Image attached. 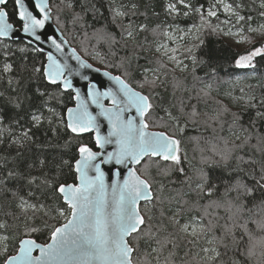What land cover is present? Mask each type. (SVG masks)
<instances>
[{
    "label": "snow or ice",
    "instance_id": "1",
    "mask_svg": "<svg viewBox=\"0 0 264 264\" xmlns=\"http://www.w3.org/2000/svg\"><path fill=\"white\" fill-rule=\"evenodd\" d=\"M179 3L184 4L185 0H179ZM0 5L4 6L0 7V38L15 35L14 25L10 20L18 17L23 33L38 42L43 36L51 42L57 52H64L63 45L67 43L66 40L58 42L55 36H49L42 31L38 34V30L45 29L51 19L48 0L34 2L14 0V11L11 16L5 10L7 0H0ZM185 6L192 7L190 4ZM167 7L170 12L177 11L175 4H168ZM231 7L225 5V10L231 11ZM194 11L200 12V9L196 8ZM116 15L123 16L125 13L117 12ZM184 15L188 16V13L185 12ZM261 15L264 16V12ZM208 16H216V12L210 10ZM239 19L243 20L244 17L241 16ZM201 21L204 22L203 15ZM139 27L141 30H147V25L142 24ZM260 28L264 29V25ZM248 31L257 32L260 29L249 28ZM94 35L98 43L108 44L109 48L117 43L115 34L109 32L106 27L96 29ZM127 35L132 37L133 32L128 31ZM245 41L251 42L248 37H241L237 43ZM159 50L158 48L157 51ZM35 51L44 53L45 50L38 47ZM187 51L192 52V48ZM262 55L264 46L236 53L235 67L256 69L254 58ZM70 58L77 62L78 67H72L67 62L68 58L62 63L49 51L46 56L47 63L41 67H34L33 71L39 73L40 78L49 86H53L60 96L69 90L75 93L74 96L69 95L70 100H75V106L65 105L67 120L65 122L63 116L60 120L65 131L72 134L69 143L75 141L77 156L73 157L72 163L61 160L58 166H67L70 171L74 169L73 182L61 181L56 176L51 180L46 178L43 181L46 192L42 195L51 193L53 201L48 206L29 204L22 196L19 197L18 207L22 211L32 210L33 216L30 219L33 223L25 221V235L16 242L14 254H11L12 250L9 247L14 237L0 235L2 264H160L159 254L165 251L168 256L164 264H175V250L179 248L178 241L181 237L169 233L161 239L157 235L161 229L158 228L155 232L152 230L151 213L156 202L161 201V197L154 195V184L150 178L153 173L164 177L171 175L173 171L184 173V168L179 167L182 159L186 158L182 151L183 134L189 123L195 125L199 122L201 113L194 105H186L183 101H180L178 115L173 114L175 105L164 108L163 105L154 104L153 99H161L160 94L155 91L158 77L153 76L149 79L147 69L135 86L127 78L104 71L103 75L115 82L117 87L101 90L96 82L81 72V69H91L92 65L83 60L74 48L71 50ZM168 59L174 60L175 56H168ZM192 60L195 63L196 57L193 56ZM101 62L103 63V57ZM122 66V63L115 65L117 69ZM10 67L6 66L5 70ZM95 71L101 70L96 68ZM211 71L214 73L215 69L212 68ZM128 75L125 73V77ZM74 76L87 82L84 85L87 99L81 88L74 86L72 79ZM206 87L210 89L211 84ZM36 91L41 97L48 95L51 99L57 98L53 93L40 92L39 88ZM201 92L205 96L209 94L203 89ZM105 99L110 100V105L106 106L103 103ZM255 100L254 95L249 96L246 108H255L256 104L253 103ZM11 103L16 108L21 107L14 100ZM89 103L95 105L99 111L93 114L89 110ZM260 105L264 108V97L261 98ZM186 108L190 110L185 111ZM133 110L135 115L131 114ZM159 111H163L164 116H160ZM223 111L228 112L229 109L225 107ZM232 116V125L239 126L240 131L247 135L242 139L230 125L229 137L217 136L215 127L212 128V138L217 142L207 149L210 154L202 156V162L208 170L202 169L199 173L195 189L197 200L192 202L190 207H186L189 201H183L182 206L177 207L175 213L168 218V224L163 226L164 231L174 228L177 232L184 233L183 239L191 237L188 240L190 244H195L202 236L212 234L213 239L207 243L215 246L202 248L201 251L205 254L211 253L207 255V259L213 262L221 257L220 246L227 251L230 246L238 250L241 246L247 245L248 257L255 255L258 245L264 248V235H258L264 234V162H259L257 171L255 169L257 161L251 157L245 160L244 156L234 154L253 139L256 140V144L253 145L255 150L264 153V132L254 131L256 120L249 121L248 127L245 128L242 113L234 112ZM256 117L259 121H264V111H257ZM211 119L219 122L220 113L217 112ZM3 120L4 116L0 115V122ZM32 120L38 125L41 117L33 115ZM181 120L184 121L183 126L180 124ZM102 121H107L106 134L101 132ZM167 121H171L172 125ZM204 123L207 124V120ZM173 125L174 132L169 133L167 128ZM153 128L165 130L156 131L152 130ZM85 135L90 137L89 142L82 141L81 138ZM24 138L30 139L27 132L24 133ZM192 139L199 142L200 138ZM110 145L115 147L108 151L107 147ZM40 164L43 166L45 161L41 160ZM245 165L253 166L252 170H247ZM216 167H222L228 172V180L222 181L220 185L213 183L212 172ZM8 177L27 180L29 185L36 180V177H25L20 172H9ZM215 179L219 180L220 177L217 176ZM221 186L223 192L220 191ZM160 188L162 190L163 185H160ZM5 191L13 197L18 195L12 189ZM205 198L209 202L201 205L199 201ZM193 210L196 215L189 216L187 222L181 223L178 217L183 216L185 211L191 213ZM219 210L225 213L223 217L219 215ZM37 213L41 215L37 216ZM161 215L163 216V212ZM221 219L224 223H220ZM250 224L254 225V228L249 227ZM7 229L6 222L0 223V230ZM41 236L46 237L43 243L38 242ZM141 242H144L151 251L142 253ZM153 243L156 247H152ZM34 252H38V255H33ZM152 253H157V256L153 257ZM235 264L240 262L236 261Z\"/></svg>",
    "mask_w": 264,
    "mask_h": 264
},
{
    "label": "trees",
    "instance_id": "2",
    "mask_svg": "<svg viewBox=\"0 0 264 264\" xmlns=\"http://www.w3.org/2000/svg\"><path fill=\"white\" fill-rule=\"evenodd\" d=\"M225 1L239 10L244 17V23L254 22L257 17H264L261 15L264 12V0ZM168 2L176 4L179 9L177 14L168 11L166 7ZM214 2L215 0H185V5L192 6L189 8L177 4V0H49V6L53 22L68 42L93 65L120 74L133 86L143 78L144 70L147 69L149 79L153 76L158 77L155 91L160 94L161 99H153L154 104L163 105L164 108L175 105L173 114L178 115L180 101H183L186 105H194L201 113L199 122L195 125L189 123L183 134L182 151L186 156L184 173L173 171L167 177L153 173L150 178L154 184V195L161 197V201L156 202L155 209L151 213L152 230L155 232L160 228L157 235L161 239L169 233L181 237L178 241L179 248L175 250V264H185L186 261L188 264H235L236 261L240 264H264V254H262L264 248L259 245L255 249V255L251 257L246 255L247 245L241 246L238 250L230 246L227 251L220 246L221 257L213 262L207 259V255L211 253L205 254L201 251L202 248L215 246L207 243L208 240L213 239L212 234L207 237L202 236L195 244H190L188 240L191 237L183 239L184 233L177 232L174 228L163 230V226L168 224V218L175 213L177 207L182 206L183 201H189L186 207H190L192 202L197 200L195 189L199 173L202 169L208 170L202 162V156L210 154L207 149L217 142L212 138L213 127L217 136L229 137L228 128L231 125L243 139L247 133H242L239 126L232 125V113L235 112L242 113L245 128L248 127L249 121L256 120L254 131L264 132V121H259L256 117L257 111H264L260 105V100L264 97V87H261L264 85V55L254 58L256 69H238L234 64L236 53L259 47L264 43V37L259 40L250 38L251 42L244 51L240 50L239 46L224 40L215 28L219 19L216 16H208V11L211 10ZM133 5L136 7L134 8ZM196 8H199L200 12L194 11ZM116 10L125 15H116ZM6 11L11 16L14 11L13 0H8ZM185 12L188 16L184 15ZM201 15L204 16V22L201 21ZM10 21L14 25H19L16 17ZM142 24L147 25V30L140 29L139 26ZM173 24L182 27L201 25L199 43L192 48V52L186 50L181 53L185 58L195 56L196 62L192 60L183 70L170 66L155 52L156 44L165 40L166 29ZM102 27H106L116 36L117 43L111 48L108 44L97 42L94 32ZM128 31L133 32L132 37H128ZM44 62V54L35 51L25 42L0 39V110H2L0 115L4 116L3 122H0V223L6 222L8 225L7 231L0 230V235L14 237L9 245L11 254L15 251L18 239L25 235V221L29 224L33 223L30 219L33 216L32 210L22 211L18 207L19 197L22 196L29 204L48 206L53 201L51 193L42 195L46 192L43 184L46 178L51 180L56 176L61 181L73 182V170L70 171L67 166L58 167L61 160L72 163L73 157L77 156L75 141L69 143L72 134L65 131L60 120L61 116L64 118L65 105L73 104L69 99L72 93L68 91L60 96L53 86H49L40 78L39 73H34L33 68L41 67ZM121 63L123 66L117 69L115 65ZM9 65L11 67L6 71L5 68ZM212 68L215 69L214 73L211 71ZM125 73L129 75L125 77ZM241 76L249 77V81L236 82V78ZM209 84H211L210 89L206 87ZM37 88L40 92L53 93L57 98L51 99L48 95L41 97L36 91ZM202 89L209 94L203 95ZM252 95L256 97L253 101L256 107L246 108L248 97ZM13 100L21 107L16 108L11 103ZM225 107L229 109L228 112L223 111ZM189 110L185 109V111ZM217 112L220 113L219 122L211 119ZM158 114L164 116L163 111H159ZM33 115L41 117L38 125L32 120ZM155 115L156 113L153 114ZM205 120L207 124L204 123ZM167 123L172 125L171 121ZM180 124L183 126L184 121L181 120ZM174 128V125L170 126L167 131L173 133ZM25 132L30 139L24 138ZM192 137L200 138L199 142ZM81 139L83 142L90 141L88 135ZM240 142L235 141V143ZM255 144L256 140L253 139L234 154L244 156L245 160L251 157L252 160L257 161L255 169L258 171L259 162H264V153L257 152L253 147ZM201 149L205 151L202 152ZM41 160L45 161L43 166L40 164ZM245 167L251 171L253 166L245 165ZM9 172H20L25 177H36V180L29 185L27 180L9 178ZM212 175L214 184L220 185L222 181L228 180V172L222 167L214 168ZM217 176L220 177L219 180L215 179ZM160 185H163L162 190ZM5 189H12L18 195L13 197ZM223 190L221 186L220 191ZM208 202L207 198L199 201L201 205ZM39 215L41 214L37 213V216ZM195 215V210L191 213L185 211L183 216L178 218L184 223L189 216ZM219 215L221 217L225 215L223 210H219ZM220 223H224V220L221 219ZM249 227L254 228V225L250 224ZM258 235L264 234L258 233ZM45 239V236H41L38 242L43 243ZM152 247L156 245L153 243ZM140 248L142 253L151 251L144 242H141ZM152 255L155 257L157 253ZM167 256V251L159 254L160 264H164ZM2 260L3 257H0V264Z\"/></svg>",
    "mask_w": 264,
    "mask_h": 264
},
{
    "label": "rangeland",
    "instance_id": "3",
    "mask_svg": "<svg viewBox=\"0 0 264 264\" xmlns=\"http://www.w3.org/2000/svg\"><path fill=\"white\" fill-rule=\"evenodd\" d=\"M168 4L175 3L168 2L166 7L168 6ZM177 4H180L179 0H177ZM185 4L186 3L182 5ZM225 5L231 4H229L225 0H215L214 4H212L211 6V10L216 12V17L219 19L215 24V28L224 40L239 46L240 50L244 51L248 48L250 43L248 41L237 43V41H240L241 37H248L249 39L251 38L253 40L263 39L264 29H261L260 26L264 25V17H257L254 22L247 21L244 23L243 20L239 19V17H243V15L239 12L238 9L235 8L234 5H231V11H226ZM168 11L170 10L168 9ZM178 12L179 9L177 7V11L172 13L177 14ZM245 25L246 29H244ZM197 28H199V31H197ZM249 28L260 29V31L249 32ZM200 29L201 25H188L186 27H182L178 24L171 25L165 31V33H168V35H165V40L156 44L155 52L160 55L163 60L170 66L179 70L186 69L191 63L192 57L185 58L181 55V53L189 48H193L199 43ZM125 37H127V35ZM260 46H264V43ZM158 48L160 49L159 51H157ZM171 49H175L176 51L172 52L170 51ZM172 55L175 56V59L169 60L168 56ZM185 65L187 67H185ZM235 81L247 82L249 81V77H237Z\"/></svg>",
    "mask_w": 264,
    "mask_h": 264
},
{
    "label": "water",
    "instance_id": "4",
    "mask_svg": "<svg viewBox=\"0 0 264 264\" xmlns=\"http://www.w3.org/2000/svg\"><path fill=\"white\" fill-rule=\"evenodd\" d=\"M8 2V0H7ZM14 2V0H13ZM27 2V0H26ZM34 2V0H33ZM48 4H49V0H48ZM0 7H4L3 5H0ZM6 10V9H5ZM50 17H51V11H50ZM17 20H18V17H16ZM11 22V21H10ZM14 25V24H13ZM14 30H15V35H12V36H9V37H6V38H0L1 40H7V41H23L25 42L26 44H28L29 46H31L32 48L36 49V48H43L45 51H44V57H45V62L44 64L47 63V59H46V56H47V52L51 51L53 53L54 56L57 57V59H60L61 62L63 63L64 62V59L65 58H68L67 59V62L72 66V67H78V64L75 60L71 59V50L74 48L76 49L75 47H73L67 40V38L63 35V33L60 31V29L56 26V24L53 22L52 20V17L51 19L47 22V25H46V28L43 29V30H38V34L39 32H44L46 33L47 35L49 36H55L58 40V42H62L64 40L67 41L66 44L63 45L64 47V52L63 53H59L56 51V49L52 46L51 42L49 40H46L43 36H42V39L41 41H35V39L31 36H29L28 34H25L23 33L21 30H20V25H14ZM76 53L85 61H87L89 64L92 65V68L91 69H81V72L83 74H86L90 77L91 80H93L94 82H96L98 84V86L101 88V90H104L106 88H109V87H112V88H116L117 85L115 84V82L109 80L108 77L104 76L103 75V72L104 71H109L107 69H104V68H101L99 66H95L93 65L89 60H87L86 58H84L77 50H76ZM96 68H99L101 71L100 72H96L95 69ZM111 72V71H109ZM113 75H120V74H115L113 72H111ZM67 75V73H66ZM121 76V75H120ZM73 79V82H74V86L75 87H80L81 88V92L82 94H84L85 96V99H87V96H86V89L84 88V85L87 83L83 80H81L79 77H72ZM138 90V89H137ZM71 91V90H69ZM72 93V96L75 95L74 92H71ZM73 101V104L68 106V107H74L75 106V100H72ZM103 103L107 106V105H110V100L108 99H105L103 101ZM89 110L93 112V114H95L97 111H99L98 108H96L95 105H92L91 103H89ZM132 115H135V112L133 110V112L131 113ZM128 114H126L127 116ZM64 120L66 122L67 120V116H66V110L64 112ZM107 129H108V125H107V121H102V127H101V132L102 134H106L107 133ZM152 130H156V131H159L157 129H152ZM115 146L114 145H110L107 147V150L108 151H111ZM78 158V157H77ZM102 167H106V166H103ZM119 167V166H117ZM133 167H136L135 165H133ZM74 171V169H73ZM71 183V182H70ZM14 254V253H13ZM33 255H38V252H34Z\"/></svg>",
    "mask_w": 264,
    "mask_h": 264
},
{
    "label": "flooded vegetation",
    "instance_id": "5",
    "mask_svg": "<svg viewBox=\"0 0 264 264\" xmlns=\"http://www.w3.org/2000/svg\"><path fill=\"white\" fill-rule=\"evenodd\" d=\"M186 161V159L184 158V159H182V162H181V164L179 165V167H182V168H184V162ZM185 169V168H184Z\"/></svg>",
    "mask_w": 264,
    "mask_h": 264
}]
</instances>
